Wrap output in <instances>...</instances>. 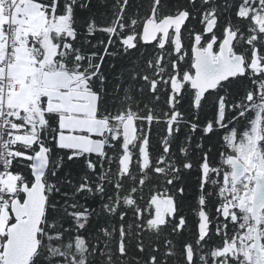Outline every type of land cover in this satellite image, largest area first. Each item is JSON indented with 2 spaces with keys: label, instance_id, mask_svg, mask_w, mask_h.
<instances>
[{
  "label": "trees",
  "instance_id": "obj_1",
  "mask_svg": "<svg viewBox=\"0 0 264 264\" xmlns=\"http://www.w3.org/2000/svg\"><path fill=\"white\" fill-rule=\"evenodd\" d=\"M33 1L41 5L47 24L25 39L29 59L39 70L44 46L50 44L52 60L44 69L78 75L98 96L97 116L108 129L101 154L79 152L58 145L59 116L46 111L45 96L36 99L41 126L32 105L19 110L17 120L28 128L27 120L35 124V131L33 142H14L19 156L8 161L18 199L23 201V190L35 181L34 156L44 151L48 160L40 245L29 264H247L242 253L214 254L228 237L218 227L223 221L216 210L226 199L224 181L231 180L228 157L236 156L235 144L264 105V70L248 68L208 92L199 106L188 86L178 92L174 85L191 70V45L211 11L216 32L235 29L236 50L248 61L251 51L258 52L264 65V35L257 22L264 0ZM182 11L188 17L179 49L174 36L162 48L142 43V28L152 13L159 21ZM61 18L67 19L66 29L56 24ZM129 115L136 119L138 136L126 146L121 123ZM159 198H166L172 211L155 223L153 202ZM12 200L6 202L9 208ZM201 201L212 224L200 241ZM229 231H237L236 225ZM5 239L1 235V247Z\"/></svg>",
  "mask_w": 264,
  "mask_h": 264
},
{
  "label": "rangeland",
  "instance_id": "obj_2",
  "mask_svg": "<svg viewBox=\"0 0 264 264\" xmlns=\"http://www.w3.org/2000/svg\"><path fill=\"white\" fill-rule=\"evenodd\" d=\"M259 17L260 18L257 20L258 27L264 35V15ZM14 19L20 23V28L15 35V40L13 42L14 53L9 70V77L13 80L22 82L31 80L32 83L31 86H24L18 91L11 89L8 92V103L18 106L19 109H23V111L27 109L29 104L32 105L31 112L34 114V120L37 122V126H41L43 119L40 112L36 109V99L29 101L31 97L29 92L38 90L39 93L47 98L46 111L56 113L59 116V131L57 133L58 145L79 152L101 154L104 149V144L106 143L103 136L108 129V124L104 118L97 116L99 99L96 93L90 89H86L87 87L82 83L83 81L80 82V77L78 75L70 74L64 70L57 71V75L62 76L59 80L56 81L57 78L51 79L52 72L45 70L43 67L45 63H50L52 60L51 51L53 49L48 42L46 45L48 44L47 46L50 47V49H48L47 46H44L45 56L41 62L39 70L27 55L26 42L21 36H25L29 30L43 28L47 24V17L41 8V5L33 0H20L14 11ZM57 21L56 24L61 29L67 28L66 18H61ZM247 65L253 70H258L259 67L264 70L262 60L256 51L250 52ZM5 76L4 69L0 67V79L5 78ZM41 76L44 77L45 80L43 81L42 86H39L42 81ZM183 82L184 81L182 80L175 82L174 88L176 91L180 90L183 86ZM32 96H34V94H32ZM260 100H263V98ZM263 114L264 105L259 106L256 110V115L251 122L250 130L246 133L243 141L235 144L236 156L248 168L246 176L239 182L235 183L232 179L231 168V180L226 178L224 181L225 185L223 192H225L226 195L224 204L232 203L231 205H236L237 207L245 205L244 213L239 221V223H242L245 227L244 234L242 235L243 240H241V237L235 240L239 243L238 246H236L237 250L231 248L232 246H227V249L225 250L220 249L214 252V254L224 257L230 255L237 257L239 253H242L247 264H258L256 262L257 258L252 250L255 225L253 220L249 217V206L254 192L252 176L264 173L258 168L259 156L264 159V130L262 128ZM27 122L32 125V128H28L21 123V131H23V133L19 132L16 136V140L21 139L20 141L24 140L25 142H33L35 124H32L28 120ZM122 161L125 165L126 162L129 161V157L123 158ZM2 181L10 190L16 188V178L10 172L7 173ZM168 202L169 201L166 198H159L153 202L155 211V218L153 221L155 223H159L163 220L165 209L167 210V213L172 211V205H168ZM10 215L11 211L8 203L1 204V235L6 234ZM260 226L264 236V217L261 219Z\"/></svg>",
  "mask_w": 264,
  "mask_h": 264
},
{
  "label": "water",
  "instance_id": "obj_3",
  "mask_svg": "<svg viewBox=\"0 0 264 264\" xmlns=\"http://www.w3.org/2000/svg\"><path fill=\"white\" fill-rule=\"evenodd\" d=\"M194 1V0H192ZM206 2L215 0H205ZM211 13L212 18L204 26V33H213L217 19ZM151 14L142 28L141 41L143 44L153 43L157 36L161 34L160 47H164L170 31L173 29L176 44L179 45V36L184 23L188 17L185 11L177 15L165 16L156 22ZM226 37L221 42L216 60L212 52V45L215 38L207 45L205 49L198 48L200 36L195 35L193 45V63L194 74L186 72L184 80L190 83L191 88L196 90L195 106L205 98L208 92L214 91L218 86L236 76H243L246 73L245 57L242 54L231 56L232 42L235 34L226 30ZM121 135L126 145L133 144L138 136L136 119L133 115L127 116L121 123ZM34 177L32 186L25 188L24 199L21 201L16 198L11 201L10 211L14 217V222L10 223L6 231V239L2 245V256L5 264H29L39 250V230L42 225L47 197L45 193L44 175L47 170L48 160L46 153L41 151L34 157ZM228 162L232 168V179L235 183L239 182L247 172V166L235 155L228 157ZM258 168H264V159L259 156ZM255 182L254 192L251 202V219L256 227L252 250L257 258L258 264H264V256L260 250L261 235L259 231L260 214L264 210V177H253ZM200 211L199 232L202 238L204 230L208 227V219L203 209ZM242 208V207H241ZM223 213L227 214L228 206L223 208ZM188 260L191 261L189 253Z\"/></svg>",
  "mask_w": 264,
  "mask_h": 264
},
{
  "label": "built area",
  "instance_id": "obj_4",
  "mask_svg": "<svg viewBox=\"0 0 264 264\" xmlns=\"http://www.w3.org/2000/svg\"><path fill=\"white\" fill-rule=\"evenodd\" d=\"M20 0H0V6L7 18L6 28L0 33V43L5 42L4 58L0 67L5 69V78L0 79V205L9 199H15L19 195V189L10 190L2 181L7 175L8 161L12 156H19L14 148L16 136L22 129L21 122L17 120L19 109L8 103V92L13 89L18 91L24 86H30L31 81H16L9 77V70L13 57V42L17 34L20 23L14 19V11ZM25 41V39L23 38ZM1 237V234H0ZM0 264H5L0 246Z\"/></svg>",
  "mask_w": 264,
  "mask_h": 264
},
{
  "label": "flooded vegetation",
  "instance_id": "obj_5",
  "mask_svg": "<svg viewBox=\"0 0 264 264\" xmlns=\"http://www.w3.org/2000/svg\"><path fill=\"white\" fill-rule=\"evenodd\" d=\"M203 1H205V0H203ZM206 2V1H205ZM211 13H214V12H210V18L208 19V20H210L211 18H212V16H211ZM171 16V15H170ZM213 16H214V14H213ZM161 20V19H160ZM159 20V21H160ZM207 20V21H208ZM155 21V20H154ZM207 21H206V23H207ZM156 22H158V21H156ZM205 23V24H206ZM205 24H204V26H205ZM216 25H217V23H216ZM204 26H203V29L201 30V32L199 33V34H195V35H198V36H200V42H199V45H198V48H200V49H205L206 47H207V45L215 38V41H214V43H213V45H212V52L214 53V55H215V57H213V59L214 60H216V54L218 53V50H219V47H220V44H221V42L224 40V38L226 37V30L227 29H230V33H234L235 34V39L233 40V42H232V48H231V53H230V55L231 56H233V55H236V54H242V52H239V51H237L236 50V46H237V44H238V37H239V35H238V33H237V31H235V29H231V27L230 26H227L226 28H222V30L220 29L219 31H217L216 32V28L214 29V31H213V33H211V34H205L204 33ZM161 34H159L158 36H157V38H156V40L153 42V43H151V44H160V42H161ZM172 36H174V32H173V29L170 31V33H169V36H168V39H167V42H169L170 41V38L172 37ZM175 39V38H174ZM166 42V43H167ZM176 42V41H175ZM194 43H195V37H194V40H193V43H192V45H191V59H192V68H191V70H188V72L190 73V74H194V69H193V63H194V61H195V57L193 56V53H192V50H193V45H194ZM176 48L177 49H179V45H177L176 46ZM244 57H245V68H246V71H247V69L248 68H250L248 65H247V63H248V59H247V57L244 55V54H242ZM187 72V71H186ZM182 81H184L183 82V86L180 88V90L179 91H181L183 88H185V87H189L191 90H192V92L194 93V96H195V98H196V90L194 89H192L191 88V86H190V83L188 82V81H185L184 80V78H183V80ZM181 84V83H180ZM174 90H175V88H174ZM178 91V92H179ZM208 94V93H207ZM206 94V95H207ZM259 170V169H258ZM261 170V172H264V169H260ZM247 171H248V168H247ZM246 174H247V172H246ZM246 176V175H245ZM244 176V177H245ZM255 176H263L264 177V173H261V174H256V175H253L252 176V184H253V191H254V187H255V182L253 181V177H255ZM243 179V178H242ZM253 196V195H252ZM251 202H252V198H251ZM251 202H250V211H249V217L251 218V214H250V212H251ZM170 203L168 202V205H169ZM232 203H225V204H223V206H221L220 208L219 207H217V210H216V212H217V214L219 215V217L221 218V220L223 221V223L222 222H218V227L222 230V232L224 233V235H226V236H228L226 239H225V241H224V243L222 244V246L220 247V248H218L217 250H225V249H227V246L228 247H231V248H234L235 250H237V248H236V246H238V242L237 241H235L236 239H234V237H241L242 239L241 240H243V234H244V230H245V227L242 225V223H239V221L241 220V217H242V215H243V213H244V206L245 205H241L240 207H237L236 205H231ZM225 206H228V211H227V214H224L223 212V208L225 207ZM242 207V208H241ZM167 208V207H166ZM201 209H202V207H201ZM201 209L199 210V212H198V218L200 217V211H201ZM165 212H164V215H163V220L165 219V216H166V214H167V210L165 209L164 210ZM205 213H206V215H207V219H208V227H206V229L204 230V235H203V237L201 238L200 237V232H199V228H198V234H199V240L201 241L204 237H206L207 235H209V233H210V226H211V224H212V222H211V219H210V214L207 212V210L205 211ZM264 217V210L261 212V214H260V222H261V219ZM200 222V218H199V221H198V223ZM233 224H235L236 225V227H237V231H235V232H232V233H230V231H229V226L230 225H233ZM199 225V224H198ZM199 227V226H198ZM254 229H256L255 227H254ZM255 231V230H254ZM259 231H260V235H261V244H260V250H261V253H262V255L264 256V236H263V232L261 231V226L259 225ZM255 233V232H254ZM254 241V240H253ZM216 250V251H217ZM189 253L191 254V259H192V251L190 250V249H187V254H188V256H189ZM255 260H256V258H255ZM257 262V261H256Z\"/></svg>",
  "mask_w": 264,
  "mask_h": 264
},
{
  "label": "crops",
  "instance_id": "obj_6",
  "mask_svg": "<svg viewBox=\"0 0 264 264\" xmlns=\"http://www.w3.org/2000/svg\"><path fill=\"white\" fill-rule=\"evenodd\" d=\"M16 1V0H15ZM6 22H7V18H6V16L4 15V12H3V9H2V7L0 6V33H3L4 31H5V28H6ZM37 29V28H36ZM33 31H35V29H33V30H29V32L24 36V35H22L21 37L22 38H24V39H26L27 38V36L30 34V33H32ZM25 42H26V40H25ZM4 47H5V42H1L0 43V65H1V62L3 61V58H4ZM27 55H28V51H27ZM29 57V56H28ZM32 63H33V61H31ZM34 64V63H33ZM46 64V63H45ZM44 64V65H45ZM40 66H41V63H40ZM44 67V66H43ZM4 71H5V69H4ZM49 71V70H48ZM50 72H52L51 74H52V77H51V79H56V81L57 80H59L62 76H60V75H57V71H50ZM9 74V73H8ZM41 83L39 84V86H42V84H43V81L45 80V78L44 77H42L41 76ZM17 81V80H16ZM31 81V80H30ZM82 80H81V78H80V82H81ZM22 82V81H21ZM32 83V82H31ZM84 85H85V87H87L86 86V83L83 81L82 82ZM56 85V84H55ZM54 85V86H55ZM31 86V85H30ZM39 86H37V87H39ZM23 88V87H22ZM86 89H88V88H86ZM29 90V89H28ZM29 94H30V99H29V101L31 100H34V99H37V98H39V97H41V96H43L41 93H39L38 92V90H33V91H31V92H29ZM32 94H34V96H32ZM46 97V96H45ZM10 104V103H9ZM10 105H12V106H15L16 108H18L19 109V107L18 106H16V105H13V104H10ZM19 110H21V109H19Z\"/></svg>",
  "mask_w": 264,
  "mask_h": 264
}]
</instances>
